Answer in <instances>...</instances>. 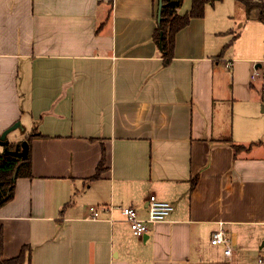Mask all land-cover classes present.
<instances>
[{"label":"crops","instance_id":"obj_1","mask_svg":"<svg viewBox=\"0 0 264 264\" xmlns=\"http://www.w3.org/2000/svg\"><path fill=\"white\" fill-rule=\"evenodd\" d=\"M161 1L0 0V135L16 122L9 141L40 133L32 177L0 208L5 258L28 245L23 264H260L264 95L250 78L264 59L260 11L208 4L165 63ZM153 194L175 209L140 237L116 208L90 216L113 204L146 218ZM218 229L230 256L211 243Z\"/></svg>","mask_w":264,"mask_h":264},{"label":"trees","instance_id":"obj_2","mask_svg":"<svg viewBox=\"0 0 264 264\" xmlns=\"http://www.w3.org/2000/svg\"><path fill=\"white\" fill-rule=\"evenodd\" d=\"M183 1L162 0L160 5L158 25L154 38L161 46L165 63H170L174 56L177 33L186 27L192 19L203 17L208 4L213 5L221 0H193L190 10L180 14L178 9ZM237 2L246 8L248 15L254 9H258L260 11L259 19L264 22V0H237ZM237 36L236 34L233 40ZM38 135L40 133L32 131L17 141L11 142L7 139L4 151L0 152V208L14 198L16 182L19 178L32 177L31 143ZM233 147L236 152L249 148L237 144H233ZM24 149H27L25 157L14 154V152L23 151ZM105 160V149H103L102 159L93 178H98L101 175V172L105 169ZM197 178L193 179L192 188L195 187ZM31 250L30 246L24 245L17 256L5 258L3 255V240L0 234V264H23L26 260H30Z\"/></svg>","mask_w":264,"mask_h":264},{"label":"built area","instance_id":"obj_3","mask_svg":"<svg viewBox=\"0 0 264 264\" xmlns=\"http://www.w3.org/2000/svg\"><path fill=\"white\" fill-rule=\"evenodd\" d=\"M230 66V62H228ZM251 82L260 83V91L264 95V59L260 61L258 65H255L251 75ZM114 208L118 209L121 215V219L127 221L130 224L131 230L136 236H142L146 234L149 230V225L152 223H158L165 221L171 213L174 211L175 206L169 201H164L159 199L155 194L151 195L148 199V214L146 218H140L136 209L131 206H114L102 205L96 206L92 205L89 207L90 216L92 219H100L102 211L113 212ZM111 221L117 220L113 215L110 217ZM211 243L213 245H223L225 247V254H232L231 240L226 235L223 229H218L213 232L211 237ZM260 264H264V251L259 257Z\"/></svg>","mask_w":264,"mask_h":264},{"label":"water","instance_id":"obj_4","mask_svg":"<svg viewBox=\"0 0 264 264\" xmlns=\"http://www.w3.org/2000/svg\"><path fill=\"white\" fill-rule=\"evenodd\" d=\"M162 4V1H161ZM20 125L19 122H16L14 125L10 126L9 128H7L1 135H0V144L2 145H6L7 143V136L8 134L12 131L15 130L18 126ZM14 154L16 156H22L25 157L27 154V149H24L23 151H16L14 152Z\"/></svg>","mask_w":264,"mask_h":264},{"label":"rangeland","instance_id":"obj_5","mask_svg":"<svg viewBox=\"0 0 264 264\" xmlns=\"http://www.w3.org/2000/svg\"><path fill=\"white\" fill-rule=\"evenodd\" d=\"M251 44V40L250 39H247V40H245V42H243V44H241L242 46H247V45H250ZM257 86H260V83H257ZM260 93H262V92H260ZM263 95V94H262ZM263 106H264V104H263ZM263 106H261V107H263ZM13 131V130H12ZM11 131V132H12ZM11 142H13V141H11ZM3 151H4V149H3Z\"/></svg>","mask_w":264,"mask_h":264}]
</instances>
